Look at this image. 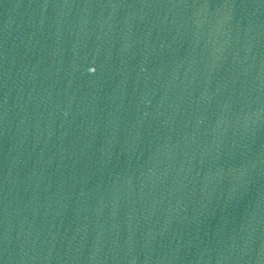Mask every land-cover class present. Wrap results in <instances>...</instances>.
Segmentation results:
<instances>
[{"label":"water","instance_id":"obj_1","mask_svg":"<svg viewBox=\"0 0 264 264\" xmlns=\"http://www.w3.org/2000/svg\"><path fill=\"white\" fill-rule=\"evenodd\" d=\"M0 264H264V0H0Z\"/></svg>","mask_w":264,"mask_h":264}]
</instances>
